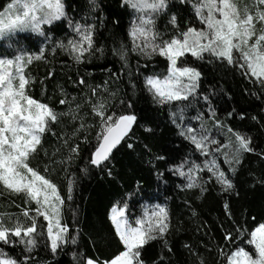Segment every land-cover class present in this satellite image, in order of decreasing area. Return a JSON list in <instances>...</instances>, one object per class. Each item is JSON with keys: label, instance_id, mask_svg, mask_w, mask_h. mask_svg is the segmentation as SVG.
Masks as SVG:
<instances>
[{"label": "snow or ice", "instance_id": "6c2138e0", "mask_svg": "<svg viewBox=\"0 0 264 264\" xmlns=\"http://www.w3.org/2000/svg\"><path fill=\"white\" fill-rule=\"evenodd\" d=\"M177 2L190 6L193 15L183 18L180 9L173 10L171 0H121L120 6L133 13L127 33L131 40L130 51L147 60L155 55L167 60L164 73L144 76V90L150 94L153 104L168 107L169 120L176 126L177 134L187 140L195 152L205 157L201 164L184 159L169 171L186 181L184 188H199L201 193L207 191L208 181L201 175L206 173L209 181L214 180L220 186L221 192L231 194L235 191L232 176L238 171L244 154L254 152L255 147L249 137L230 127L227 132L231 135H225L223 141L211 134L207 121H211L212 127L217 130L224 129L225 125L216 116L210 96L200 92L203 73L188 61L187 55L214 68L241 69L242 76L264 90V0ZM86 7L82 19L69 15L65 0H10L0 11V41L7 43V48L0 52V185L11 194L22 195L25 204L35 205L34 208L23 209L20 214L0 212V244L24 246L22 258L12 256L0 247V264H48L32 256L41 241L45 242V248L52 256L64 252L69 245H78L77 236L70 233L63 219V207L66 200L73 199L76 184L67 171L72 161L80 155V143L91 144L89 135L93 127L98 131L87 164L107 171L109 177L113 176L109 168L113 150L122 142L128 149L134 150L129 133L136 125L138 115L131 99L120 98L123 107L119 111L113 107L112 101L116 99L119 89H112L107 80L103 85L88 84L82 77L75 81L77 85L87 88L90 94L85 96L83 104L76 103L75 96L69 100L68 93L57 85L61 96L59 104L65 105L66 110L58 111L31 94L36 79L30 72V66L37 61L46 62L49 53L55 56L58 50L66 52L75 64L90 60L96 53L104 55V46L97 42L98 26L89 22L91 13L99 7L97 0H86ZM161 18L165 20L163 30L158 26ZM193 21H199L200 27ZM65 23L72 32L66 42L54 35L63 29ZM99 26L103 27L102 18ZM30 48L36 51L32 52ZM113 55L122 62V68L129 69L131 82L128 46L120 42L113 48ZM139 67L138 63L137 69ZM109 72L111 76L117 75ZM52 74L49 72V76ZM40 83L43 84V81ZM131 86L135 94L136 84L132 83ZM201 100L207 111L197 109L195 116L188 117V110ZM84 104L88 106L87 113L83 112ZM89 114L92 116L91 122L87 119ZM232 114L228 113L229 116ZM241 118H244L243 114ZM65 119L71 122V132L64 133L58 139L63 141L67 154H62L58 147L53 155H60V159L52 161L65 172L66 189L62 193L59 186L46 175L49 173L48 165L45 164L42 173L39 167L32 165V160L43 149L44 135L49 132L56 135L52 126L62 124ZM186 120L199 121V125L186 123ZM144 130L148 133L154 131L151 127ZM144 147L151 152L147 144ZM261 155L264 156V153ZM44 156L52 159L47 150H44ZM220 158L228 165L227 169L218 163ZM153 159L163 161L168 157L153 154ZM149 163L152 164V160ZM152 166L157 179H163L164 173L155 164ZM81 171L88 173L90 169L85 167ZM127 210L129 204L125 199L122 203H114L108 214L115 237L121 245L118 252L102 260L98 256L70 249L72 264H145L143 249L155 240H163L164 247L171 252L165 239L171 228L170 212L166 205L157 203L144 207L134 222H130ZM224 210L228 219L235 223L227 201ZM193 215L196 213L193 212ZM40 217L47 222L46 225L40 221ZM223 241V245L217 244L218 262L264 264V222L251 230L241 226L234 231L224 229ZM92 243L95 244V241ZM185 247L191 251L189 245ZM196 255L200 264H204L203 258L198 253Z\"/></svg>", "mask_w": 264, "mask_h": 264}, {"label": "trees", "instance_id": "16d2710c", "mask_svg": "<svg viewBox=\"0 0 264 264\" xmlns=\"http://www.w3.org/2000/svg\"><path fill=\"white\" fill-rule=\"evenodd\" d=\"M8 2L10 0H0V11ZM65 2L69 6L70 16L75 19L84 18L87 11L86 0H65ZM97 2L99 7L96 12L91 13L89 22H94L98 26L97 42L104 46V55L96 53L90 60L75 64L66 52L58 50L55 56L49 53L46 62L37 61L30 66V72L36 79L31 94L33 98L48 103L58 111L66 110L65 105L59 104L61 96L57 85L68 93L69 100L75 96L76 103L83 104L85 96L90 94L87 88L77 85L75 81L82 77L88 84L103 85L107 80L112 89H119L116 99L112 101L113 107L119 111L123 107L120 105V98L131 99L134 111L138 115V121L129 133L134 150L128 149L124 142L114 150L112 162L109 164L113 176L109 177L107 171H100L87 164L91 146L96 142L95 133L98 129L93 127L90 130L91 144L80 143L79 157L68 166L67 175L74 178L76 184L73 199L66 200L63 207L64 222L67 223L70 233L77 236L78 245H69L64 252L52 256L45 248V242L41 241L32 256L48 264H72L70 249L82 251L89 256H98L102 260L111 257L118 252L121 245L108 219L109 210L117 201L122 203L127 199L129 210L126 211V215L129 216L130 222H134V218L142 214L144 207H151L157 203L166 205L170 212L171 228L165 239L171 252L164 247L163 240L151 241L145 245L142 252L145 264H200L196 253L203 258L204 264H222L217 261V244H224L223 230L234 231L237 226L251 230L264 222V156L261 155L264 153V90L242 76L241 69L214 68L207 62L196 60L190 54L187 55L188 61L203 73L200 92L210 96L216 109V116L225 125L224 129L217 130L212 127L211 121H207L211 134L223 141L225 135H231L227 132L230 127L235 132L249 137L255 151L244 154L234 176L229 173L235 184L233 193L221 192L220 186L214 180L209 181L206 173L201 175L205 181H208L207 191L201 193L199 188H184L186 181L178 175H173L169 169L184 159L201 164L205 157L195 152L194 147L177 134L176 126L169 120L168 107L162 108L153 104L150 94L144 90V76L164 73L167 60L159 55L147 60L130 51L131 40L127 33L133 13L130 9L120 6L121 0H97ZM171 3L174 5L173 10L177 8L181 10L180 14L183 18L187 19L193 15L190 6L180 5L177 0H171ZM91 17L96 19L93 20ZM100 18L103 19V27L99 26ZM116 20L119 23H114ZM193 23L200 27L199 21ZM164 24L165 20L161 18L158 21L161 30L164 29ZM54 35L66 42V38L71 37L72 32L65 23L63 29L58 30ZM120 42L129 48L131 82L129 69L122 68V62L113 55V48ZM6 48L7 43L2 41L0 52ZM29 50L36 51L35 48ZM138 63L139 69H137ZM109 70L117 75L111 76ZM49 72L53 74L49 76ZM41 80L43 84L40 83ZM132 83L136 84L135 94ZM72 107L75 109V103ZM197 109L207 111L202 100L190 108L186 115L195 116ZM88 111V106L84 104L83 112ZM229 112L233 113L232 116L228 115ZM241 114L244 118H241ZM253 116L256 117L255 120L252 119ZM87 119L89 122L92 121L91 114ZM185 122L199 125V121L195 120ZM52 127L56 135H52L51 132L44 135L43 149L32 160V165L39 167L43 173L47 164L49 173L46 175H49L64 193L65 172L59 164H53L52 161L60 159V155H53L58 147L61 148L62 154H67L63 149V141L58 138L66 132H71V122L65 119L62 124ZM145 127H151L154 131L145 132ZM145 144L151 148V152L145 149ZM44 150L48 151L51 160L44 156ZM153 154H163L168 159L155 161ZM150 160L152 164L149 163ZM218 163L222 168H228V165L223 163V158H220ZM153 164L164 173L163 179H157ZM85 167L90 169L88 173L81 171ZM0 193H2L0 212L20 214L25 208L35 207L34 204L31 206L25 204L22 195L11 194L2 185H0ZM225 201L230 205L235 223L229 220L225 213ZM193 212L196 215H193ZM39 219L44 225L47 224L42 217ZM92 241H95V244ZM185 245H189L191 251ZM0 247L12 256L22 258L24 247L22 244L14 246L0 244Z\"/></svg>", "mask_w": 264, "mask_h": 264}, {"label": "rangeland", "instance_id": "374dc122", "mask_svg": "<svg viewBox=\"0 0 264 264\" xmlns=\"http://www.w3.org/2000/svg\"><path fill=\"white\" fill-rule=\"evenodd\" d=\"M8 3H9V2H8ZM8 3H7V4H8ZM7 4H6V5H7ZM6 5H5V6H6ZM2 10H3V9H2ZM2 10H1V11H2ZM1 42H2V41H0V43H1ZM146 207H148V206H146ZM134 226H135V225H134Z\"/></svg>", "mask_w": 264, "mask_h": 264}, {"label": "water", "instance_id": "95a60500", "mask_svg": "<svg viewBox=\"0 0 264 264\" xmlns=\"http://www.w3.org/2000/svg\"><path fill=\"white\" fill-rule=\"evenodd\" d=\"M115 150V149H114ZM114 150H113V152H114Z\"/></svg>", "mask_w": 264, "mask_h": 264}]
</instances>
